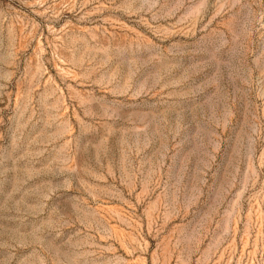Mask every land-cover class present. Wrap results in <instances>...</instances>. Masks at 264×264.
<instances>
[{
  "label": "rangeland",
  "instance_id": "obj_1",
  "mask_svg": "<svg viewBox=\"0 0 264 264\" xmlns=\"http://www.w3.org/2000/svg\"><path fill=\"white\" fill-rule=\"evenodd\" d=\"M0 264H264V0H0Z\"/></svg>",
  "mask_w": 264,
  "mask_h": 264
}]
</instances>
